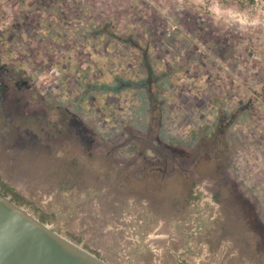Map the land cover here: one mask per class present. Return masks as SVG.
<instances>
[{"label": "rangeland", "instance_id": "1", "mask_svg": "<svg viewBox=\"0 0 264 264\" xmlns=\"http://www.w3.org/2000/svg\"><path fill=\"white\" fill-rule=\"evenodd\" d=\"M0 78L39 113L18 118L36 146L7 127L0 157L59 142L53 165L84 172L83 199L110 218L70 239L111 264H264V11L0 0Z\"/></svg>", "mask_w": 264, "mask_h": 264}, {"label": "flooded vegetation", "instance_id": "2", "mask_svg": "<svg viewBox=\"0 0 264 264\" xmlns=\"http://www.w3.org/2000/svg\"><path fill=\"white\" fill-rule=\"evenodd\" d=\"M2 82L4 83L0 78V86L3 84ZM21 84L27 85L26 82L15 81V85L18 86L16 89L27 88ZM10 89L4 85L0 87V100L7 102V106L0 107V128L2 129L0 137L3 140L0 145L6 143L5 129L10 127V131L14 129L13 147H16V143L20 141V146L24 143L32 149L36 146V140L39 138L36 139L35 135L27 133L21 135L18 118L24 117L23 119L29 123L37 118L39 113L33 108L26 109L29 103H22L23 98L19 91L14 92V96H12ZM9 116L10 118H6ZM53 144L54 142L52 145L47 144L46 146L47 150L44 153L48 156L36 157L33 155L35 151H26V156L23 159L15 157L7 162V159L4 160L3 157H0V192L10 196L15 203L69 239L72 238V234H91V230H101V228L102 234H109L113 228L110 218L105 216L102 223L98 221L102 207L99 200L96 197L87 201L83 199L87 190V185L85 186L81 180V177L85 180L84 172L75 174L70 172L71 168L68 166H54L53 164L59 163V160H61V164H66V160L59 157L54 158L55 153L51 149L52 146L60 148L59 146L63 145L57 141ZM9 147L11 146L9 145ZM47 159H52V162ZM106 162L109 165L116 162L113 153L106 157ZM128 164L126 163V169H128ZM109 169L113 170L112 167ZM71 180L73 182H70ZM91 252L101 257L97 251L92 250Z\"/></svg>", "mask_w": 264, "mask_h": 264}, {"label": "water", "instance_id": "3", "mask_svg": "<svg viewBox=\"0 0 264 264\" xmlns=\"http://www.w3.org/2000/svg\"><path fill=\"white\" fill-rule=\"evenodd\" d=\"M0 264H111L0 192Z\"/></svg>", "mask_w": 264, "mask_h": 264}, {"label": "built area", "instance_id": "4", "mask_svg": "<svg viewBox=\"0 0 264 264\" xmlns=\"http://www.w3.org/2000/svg\"><path fill=\"white\" fill-rule=\"evenodd\" d=\"M226 3L247 2L250 7L257 11H264V0H224Z\"/></svg>", "mask_w": 264, "mask_h": 264}]
</instances>
